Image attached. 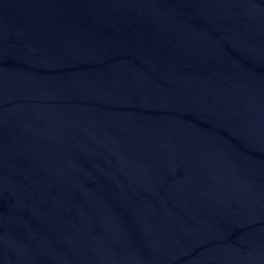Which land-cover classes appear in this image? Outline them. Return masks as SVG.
Instances as JSON below:
<instances>
[{
  "label": "water",
  "instance_id": "water-1",
  "mask_svg": "<svg viewBox=\"0 0 264 264\" xmlns=\"http://www.w3.org/2000/svg\"><path fill=\"white\" fill-rule=\"evenodd\" d=\"M0 264H264V0H0Z\"/></svg>",
  "mask_w": 264,
  "mask_h": 264
}]
</instances>
